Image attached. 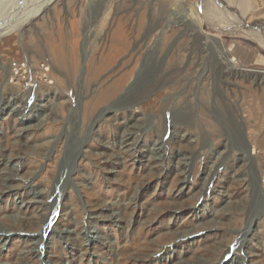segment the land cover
<instances>
[{"label": "rangeland", "instance_id": "374dc122", "mask_svg": "<svg viewBox=\"0 0 264 264\" xmlns=\"http://www.w3.org/2000/svg\"><path fill=\"white\" fill-rule=\"evenodd\" d=\"M227 2L0 0V264H264V46Z\"/></svg>", "mask_w": 264, "mask_h": 264}, {"label": "bare ground", "instance_id": "6f19581e", "mask_svg": "<svg viewBox=\"0 0 264 264\" xmlns=\"http://www.w3.org/2000/svg\"><path fill=\"white\" fill-rule=\"evenodd\" d=\"M228 2V4H227V9L228 10H230L229 12H230V15H229V12L228 13H223V14H221V13H219V11L218 12H215L214 10L212 11V8H210L211 10H209L208 11V6H207V8L208 9H204L205 10V12H202V13H205V18H206V20H207V22L209 23V24H211V25H213V26H216V27H219V28H221V29H223V30H225V31H229V32H231V33H237V34H246L247 36H249V37H251V38H253V39H258V41H259V43H261V45L262 46H264V30L263 31H256V24L255 25H250V24H248L247 22H245L243 19H242V17L240 16V15H243L244 13H245V11H244V13L243 12H241L242 10H241V8H240V10H239V7L238 6H235L234 5V2H233V0H227ZM212 2V1H211ZM236 2V1H235ZM213 3V2H212ZM236 4V3H235ZM206 7V6H205ZM210 7V6H209ZM207 14V15H206ZM190 20H192V15L191 14H186V15H184L183 17H182V21L183 22H188V21H190ZM18 23V22H17ZM15 24H16V22H11L10 21V23L9 24H7V25H1L0 26V37L1 36H3L4 34H6L7 32H8V29L9 28H12V27H14L15 26ZM192 26V25H191ZM262 27V26H261ZM155 28V27H154ZM193 28H195V30L193 29ZM192 29H191V31H194V32H196V30L198 31V32H200L207 40H209V39H213V38H210L211 36L210 35H208V34H206V33H203L202 32V30H201V27H200V25L196 22L195 23V27H193ZM10 30V29H9ZM261 30V29H260ZM228 32V33H229ZM186 34V33H185ZM193 38V37H192ZM217 42V44H218V46H217V48H218V51H219V53L221 54V56H222V58L224 59V61H225V64H226V67H227V69H235V65L230 61V59L228 58V53H227V50L224 48V46H223V44L219 41V40H216V39H214V43H216ZM213 43V44H214ZM218 55V54H217ZM220 56V57H221ZM59 58V57H58ZM29 59V58H28ZM27 59V60H28ZM233 60V59H232ZM25 63H27V62H25ZM33 63H31V64H27V66H28V68H29V75H32L33 73H34V71H33V69L34 70H36V68H35V66L34 65H32ZM45 76H48V77H51L52 76V72H51V70H50V68L48 67V68H46L45 69ZM117 85H118V83H117ZM119 87V86H118ZM137 101V100H136ZM14 100H13V97H9V98H0V105H3V106H5V107H9L11 110H13V105H14ZM5 109H7V108H5ZM108 110H112L113 111V109H110V108H108L107 109V111ZM105 116V115H104ZM103 117V116H102ZM100 121V118H97L94 122H93V125L95 124H97L98 122ZM124 132H125V130H124ZM129 132V131H128ZM132 134V133H131ZM248 145V144H247ZM247 145L246 146H244L243 148H242V157L244 156V155H246L245 153H246V148H247ZM78 153V152H77ZM184 154V153H183ZM11 155V154H10ZM77 157L79 158V159H81L83 156L81 155V153H80V151H79V153L77 154ZM246 157V156H245ZM191 158V157H190ZM244 158V157H243ZM12 159V158H11ZM11 161V160H10ZM244 161H245V159H244ZM10 172V171H9ZM13 175L12 174H10V175H8L7 177H5L4 178V176H1V179L3 178V183H1V184H4V185H11V183L13 182V180H14V178H11ZM11 178V179H10ZM5 179H7V180H5ZM13 179V180H12ZM1 181V180H0ZM36 196L38 195V197H40V194L41 193H39V192H35L34 193ZM38 199V198H37ZM37 201H39V200H37ZM50 222V221H49ZM18 225H19V223H17ZM29 226V225H28ZM88 231V230H87ZM0 232H1V230H0ZM89 232V231H88ZM6 233H9V232H6ZM5 233V234H6ZM89 234V233H88ZM40 239V238H39ZM33 240H35V237L33 238ZM236 251V250H235ZM230 252V251H229ZM233 252V251H232ZM231 252V253H232ZM37 254H40V251L39 252H37ZM231 255V254H230Z\"/></svg>", "mask_w": 264, "mask_h": 264}]
</instances>
